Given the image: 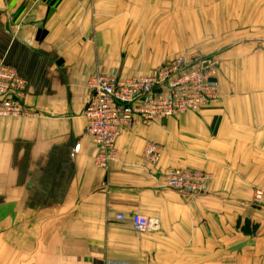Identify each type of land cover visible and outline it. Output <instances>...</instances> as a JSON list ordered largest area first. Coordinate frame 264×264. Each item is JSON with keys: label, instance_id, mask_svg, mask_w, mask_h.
I'll use <instances>...</instances> for the list:
<instances>
[{"label": "crops", "instance_id": "obj_1", "mask_svg": "<svg viewBox=\"0 0 264 264\" xmlns=\"http://www.w3.org/2000/svg\"><path fill=\"white\" fill-rule=\"evenodd\" d=\"M185 48L218 51L217 98L137 120L97 167L88 78L147 74ZM0 61L31 113L0 117V264H264V0H0ZM169 168L208 173L206 191L172 190ZM133 213L159 230H133Z\"/></svg>", "mask_w": 264, "mask_h": 264}, {"label": "built area", "instance_id": "obj_2", "mask_svg": "<svg viewBox=\"0 0 264 264\" xmlns=\"http://www.w3.org/2000/svg\"><path fill=\"white\" fill-rule=\"evenodd\" d=\"M218 59L214 55H199L185 48L147 74L120 78L117 73L97 71L87 82V98L82 112L85 132L96 146L94 163L106 169L118 157L116 140L123 129L140 120L154 123L184 112H195L212 103L218 96ZM26 80L13 67L0 61V117H25L31 113L23 103ZM79 148L76 145L73 151ZM161 146L148 142L143 149L146 163L153 164L161 156ZM168 187L196 198L206 191L208 173L201 170L169 168ZM264 195L257 189L255 201ZM118 220H124L117 213ZM133 230L145 233L159 230L157 218L133 213L129 216ZM95 264H105L95 261Z\"/></svg>", "mask_w": 264, "mask_h": 264}, {"label": "rangeland", "instance_id": "obj_3", "mask_svg": "<svg viewBox=\"0 0 264 264\" xmlns=\"http://www.w3.org/2000/svg\"><path fill=\"white\" fill-rule=\"evenodd\" d=\"M195 49V48H192ZM196 50V49H195ZM199 55H214L217 58V53L214 49L206 51L205 54L201 53L199 50H196ZM218 59V58H217Z\"/></svg>", "mask_w": 264, "mask_h": 264}]
</instances>
